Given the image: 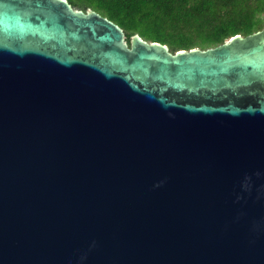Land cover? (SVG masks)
Returning a JSON list of instances; mask_svg holds the SVG:
<instances>
[{"label": "water", "instance_id": "obj_1", "mask_svg": "<svg viewBox=\"0 0 264 264\" xmlns=\"http://www.w3.org/2000/svg\"><path fill=\"white\" fill-rule=\"evenodd\" d=\"M0 264H264V25L171 52L0 0Z\"/></svg>", "mask_w": 264, "mask_h": 264}, {"label": "trees", "instance_id": "obj_2", "mask_svg": "<svg viewBox=\"0 0 264 264\" xmlns=\"http://www.w3.org/2000/svg\"><path fill=\"white\" fill-rule=\"evenodd\" d=\"M118 24L126 35L167 45L169 51L216 46L264 25V0H68Z\"/></svg>", "mask_w": 264, "mask_h": 264}]
</instances>
